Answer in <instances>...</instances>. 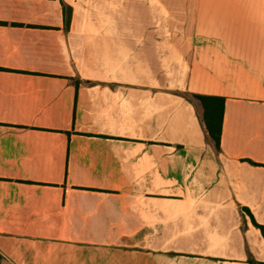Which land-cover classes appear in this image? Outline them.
Wrapping results in <instances>:
<instances>
[{
	"label": "crops",
	"instance_id": "crops-1",
	"mask_svg": "<svg viewBox=\"0 0 264 264\" xmlns=\"http://www.w3.org/2000/svg\"><path fill=\"white\" fill-rule=\"evenodd\" d=\"M158 9L0 0V264H264V0Z\"/></svg>",
	"mask_w": 264,
	"mask_h": 264
},
{
	"label": "rangeland",
	"instance_id": "rangeland-1",
	"mask_svg": "<svg viewBox=\"0 0 264 264\" xmlns=\"http://www.w3.org/2000/svg\"><path fill=\"white\" fill-rule=\"evenodd\" d=\"M74 2L78 11V21H87L89 26L97 22H109L111 20L119 22H127L129 20V10L136 9V20L138 33L140 26H149L154 29L161 27L160 21L163 20L165 24L164 32L171 37L173 32H177L178 14L176 13H162L159 11L161 6L179 5L185 3H192V0H70ZM147 6V7H146ZM164 10V8L162 9ZM147 22V23H146ZM152 22V24H151ZM173 23V25L171 24ZM169 24V25H168ZM125 28L122 27V31ZM88 31L97 33L103 31L102 28H89Z\"/></svg>",
	"mask_w": 264,
	"mask_h": 264
},
{
	"label": "trees",
	"instance_id": "trees-1",
	"mask_svg": "<svg viewBox=\"0 0 264 264\" xmlns=\"http://www.w3.org/2000/svg\"><path fill=\"white\" fill-rule=\"evenodd\" d=\"M188 97L190 100L194 99L202 104L204 109L203 120L206 131L210 140L215 144L216 149L218 150L220 148V140L223 128L225 98L199 94H194ZM256 226L261 230L264 236V226L259 224H256ZM1 261L2 256L0 254V263Z\"/></svg>",
	"mask_w": 264,
	"mask_h": 264
}]
</instances>
